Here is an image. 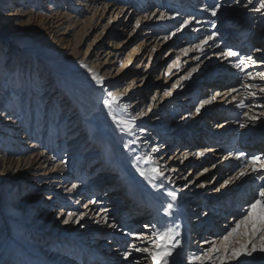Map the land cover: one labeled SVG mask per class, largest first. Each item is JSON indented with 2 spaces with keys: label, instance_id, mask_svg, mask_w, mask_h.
<instances>
[{
  "label": "rangeland",
  "instance_id": "obj_1",
  "mask_svg": "<svg viewBox=\"0 0 264 264\" xmlns=\"http://www.w3.org/2000/svg\"><path fill=\"white\" fill-rule=\"evenodd\" d=\"M204 1L207 2L206 0H191V2L185 0L179 2L178 0H28L23 9V2H17L16 4L19 5H9L4 9L6 16L11 14L10 11L16 10L18 17L11 16L3 20L5 29L2 26L4 34L0 37V94L5 87L17 88L18 94L14 99L12 95L6 98L0 95V264H150L146 261H152L148 254L137 255L132 248V245L138 241L132 239L137 233L135 227L138 228L144 224L139 223L137 226V223L130 222L132 226L117 225L119 231L130 232L131 238L124 239L115 237L118 232L108 235L102 228V224L109 226L114 223L116 215L111 214L106 207L108 199H100V193L97 192V194L94 191L95 188H100V184L93 183V180L102 172V169L98 171L100 159L95 160L92 154L98 147L90 146L86 149L84 146L86 139L83 138L87 134L84 132L85 129L80 133H73L72 128L84 120L76 115L74 105L76 102L71 100L72 102L68 103L70 99H73L71 92L66 87H61L56 78L60 63L71 64L76 52H80L77 56L79 60L71 65L72 74L80 71L83 74L79 75V79L89 78L93 81H95L92 78L93 74L102 77L104 86L107 85L103 87L105 98L111 97L108 93L117 95L119 100H122L121 104H125L126 116L134 111L137 116L140 113H146L142 121L163 120L164 130L167 132L175 126L177 128L176 123H180L182 127L188 126L196 117L190 128H184L177 135L187 131L192 132L195 127L201 126L199 131L190 133V138L198 139L201 135V139L207 138L210 143L201 147V151L205 152L201 158L198 155L200 150H197L196 145L194 146L192 153L195 154L194 158H198L197 161H193L194 158H189V161L182 159V152L177 163L178 170L184 169L183 163L189 162V166L181 175L187 183L195 177H198L197 181L199 180L197 186L200 191L197 192L196 189L194 194L190 193L191 190H188L189 193L188 191L181 193L183 196H193L197 199L196 205L191 207L199 210V216H193L192 211H189L192 216L189 224L191 235L197 231L194 228L196 218H203L200 219L202 222L212 219L215 223L214 217L206 216L215 212V209L210 208L218 207L214 202L222 195L229 193L228 198H232L234 193L239 192L234 201L240 199V202L234 206L233 210L239 209L238 211L242 212L247 209L259 187L264 185V178H262L264 171L252 173L250 167L245 168V164L248 163L247 158L257 155L247 156L250 153L245 151L243 157L239 153L238 146H245L249 142L253 144L259 136V134L251 135L254 124L250 117L258 116L261 111H264L260 106L264 104V101L259 100L260 95L264 94L262 90L264 89V78H262L264 67L255 68V64L246 62L241 66L243 70L236 68L237 72L230 71V75L221 69L224 61L221 52L231 49L228 43L227 46L225 45L226 49L221 48L223 41L216 37L224 21L219 24L220 26L213 22L219 19L218 17H223V13H219L220 6L215 16L210 15L212 9L207 15L204 12L200 13L198 10L203 9ZM214 1H218L222 8L235 6L228 13L239 14V7H236L239 0ZM256 3L260 6L261 1L257 0ZM74 4H83L84 7L81 5L75 7ZM178 6L179 10H172ZM32 11L35 16V25H37L35 32H41V35L46 31L48 35L44 37L49 36L50 42L47 44L59 50L54 62L50 63L44 59L40 63H35L30 59V64L33 62V65L28 66V63L25 65L22 63L24 52L14 56L16 47L25 51L24 46L20 45L21 39L15 35L20 33L22 25L29 17V12ZM172 13H176L177 16L169 17ZM246 16L247 14H242L241 17L246 18ZM252 18L250 14L246 20V27L236 32L234 38L240 39V42L249 39L252 30L248 26L252 24ZM186 21L191 23L184 27ZM178 28L181 30L178 31ZM173 32L175 36L171 35ZM165 36L169 39H164ZM55 37L58 38L56 41H54ZM80 37L81 42H79ZM209 37L213 38L208 39ZM205 39L208 41L207 44L203 43ZM42 43L36 42L31 47H39ZM197 44H202L203 53L196 50ZM236 59L238 63L239 58ZM20 63H22L21 66ZM193 68L196 70L192 71ZM212 68L213 70L209 72ZM247 73H251L254 79H249ZM222 75H227V79L226 77L221 79ZM185 76H188V79H183ZM218 82L225 85L220 87ZM204 83L208 85L206 88L203 87ZM50 84L53 85L50 86ZM140 85H143V89L138 91L137 87ZM173 85L176 86L173 87ZM249 85L254 86L249 87ZM39 88L42 89L41 92H38ZM218 89L228 94L224 97L217 96ZM233 89L235 91H232ZM55 91L60 92L57 98H54ZM213 96L215 99H211ZM164 98L167 100L163 102ZM202 99H208L209 102L204 104L197 113L194 107ZM126 100L127 102L124 103ZM41 103L45 104L44 108ZM241 104L244 107H240ZM172 105L178 110L176 109L175 115L167 116L168 109ZM152 106L154 107L150 110ZM9 108H15V113L11 114ZM160 111L161 115H158ZM99 112V110L96 111V114L98 115ZM106 112H110L112 116L114 113L112 106ZM69 119H75L76 124L66 127L65 133L56 138L57 142L50 143L51 133L47 129H52L53 135H56V131L62 129L64 122ZM170 120L174 123L169 127L167 122ZM210 121H213V126L218 131L213 136L207 130ZM138 123L143 124L141 121ZM262 123H264V117L259 124ZM137 128L138 131L134 134L143 136L141 135L142 127L139 125ZM154 128L156 129V126ZM221 128L222 131H219ZM155 132L158 134L148 137L147 146L154 145L158 135L166 136L167 140L170 139L168 133L163 130ZM223 133L226 138H223ZM220 144H223V149L228 152L218 153L220 156L215 157L214 153L209 154L211 147ZM180 145L183 144L178 142L172 150L176 151ZM184 148L180 146V150ZM175 151L164 153L167 154L165 158L169 168L170 161L176 156ZM99 152L102 153V151ZM230 152L235 153V160L229 158L223 165L224 159ZM91 158L95 161L90 162L97 161L95 166L90 165ZM232 165H234L233 168H231ZM93 167H96V170L90 171ZM241 169H244L246 173L243 176L239 175ZM120 176H126V173ZM229 177L233 179L229 180ZM112 178L114 176L109 177L108 180ZM225 180H229L228 184L223 183ZM130 182L133 187L141 188V193L147 197L144 189L131 176ZM239 183H241L240 186H238ZM9 184L13 185L11 193L14 191L12 197L14 204L12 202L10 205V194H2L4 187ZM126 184L125 182L124 185ZM221 185H227L224 188L225 190L229 188L228 191L220 194L219 192L223 190L220 189L223 187ZM111 190L120 189L113 185ZM213 191L215 193L219 191L216 198L206 196ZM184 202L187 203V201ZM69 213L73 214L71 218ZM217 214L221 220L225 217L223 212ZM233 216L238 217L239 214ZM231 217L232 214L226 216L223 223L232 222L229 219ZM65 219H69V223L65 224L63 222ZM76 220H79V223H76ZM210 228H214V224L211 223L209 230ZM216 239V245L220 246L219 238ZM193 242L194 237L189 235L188 244L184 249L187 257L190 251L200 255L208 249L202 247L201 250H204L198 252ZM126 251L131 252L128 259H125L123 255ZM244 259V255L239 257L240 264H243ZM161 262L160 260L159 264ZM181 262V264L187 262L186 255ZM173 264H180V262L178 263L176 258Z\"/></svg>",
  "mask_w": 264,
  "mask_h": 264
},
{
  "label": "bare ground",
  "instance_id": "obj_2",
  "mask_svg": "<svg viewBox=\"0 0 264 264\" xmlns=\"http://www.w3.org/2000/svg\"><path fill=\"white\" fill-rule=\"evenodd\" d=\"M27 1L28 0H18V1L17 0H0V37H3V34H4V31H2L3 20H5V18H9L11 16L12 17H18L17 16L18 12L16 10L10 11L11 14L6 16L4 9L9 7V5H13V6L19 5V4H16L17 2H23V5H24V6H22V9H23V7H26ZM179 1L180 0H178V2ZM185 1L191 2V0H185ZM200 1H203V0H200ZM206 1L207 2L204 1V5L202 4L203 9L202 10L200 9L198 11L200 13L204 12L207 15L210 13L211 9L213 10L217 5H219V2L218 1L215 2L214 0H210L209 2H208V0H206ZM256 1L257 0H252V2L249 3L248 0H239L238 1L239 4L236 6V7H239V10H238L239 14L238 15H236L235 12L234 13H232V12L228 13V11H230L235 6L222 8V6L220 4L219 6L221 8H220L219 13L222 12L223 17L220 16L221 17L220 18L217 16L219 19H216L215 22H213V23H216L217 25H219V24H221L222 21H224L223 22L224 24L222 23V27L220 28L219 32L216 34V37H218L220 40L223 41L221 44V48L226 49V46L228 43V46L231 49V51L238 52L240 54V56L247 57V56H253L254 55V57H252V60L255 61V63H253V64L256 65L255 68L260 69V68L264 67V9L257 11L256 9H260V6H258ZM259 1H261V3H262L263 0H259ZM74 2L76 3V1H74ZM74 5H75V7H80L81 4H74ZM82 5H81V7H84ZM187 7L189 8L190 6H187ZM175 9L179 10L180 7L178 6V8H172V10H175ZM242 14H247L246 18L241 17ZM250 14H252V17H253L252 21L253 22L248 27L252 30V34L248 40H246L244 42H240V39L234 38L235 34H236V32H238V31L242 30L244 27H246V20ZM210 15H212V14L210 13ZM28 16H29L28 19L22 25L23 28L21 29L20 33L19 34L17 33L18 35L17 34L15 35V36L19 37V39H21L20 45L24 46L23 48L25 51L20 50L16 47L15 48L16 53L14 54V56L18 55L19 53L21 54V52H24V55H23L24 59H23L22 63L24 65L26 63H28V66L33 65V62L30 64V59L34 60L35 63H40V61L41 60L44 61V59L50 63L54 62L55 56L58 54L59 50H57L51 44H49V45L47 44L49 42V36L44 37L45 35H48V33L46 31L44 34H41V35H40L41 32L40 33L35 32V28H36L35 26H37V25H35V19H34L35 16L33 14V11L29 12ZM166 16H168V15H166ZM171 16L175 17V16H177V14L172 13V14H170L169 17H171ZM254 21H256V22H254ZM205 22H202V23H205ZM253 25H255V27H253ZM3 28L5 29V26H3ZM223 35L224 36L227 35V36L224 37ZM22 37H24V38H22ZM25 37H27V38H25ZM223 37H224V39H223ZM57 39L58 38L55 37L54 41H56ZM81 39L82 38L80 37L79 42H81ZM36 42H43V43L39 47L36 46V47L32 48L31 46H34V44H36ZM90 48H89V50H90ZM257 49H259L260 51H257ZM79 54H80V52H76L75 56L72 58L73 61H71V64H64L63 63V65H62V63H60L61 65L57 68V71L59 74H57L56 78H57L58 82H60L61 87H66L71 92V96L73 99H70L68 101V103L71 100L72 101L74 100V102H76V104L74 103L76 115H78L79 117H82L84 120V121H82L81 124L72 128L74 131L73 133H80L82 130L85 129L84 132L87 134L85 136H83V138L86 139V141H84L85 142L84 146L86 147V149H87V147H90V146L98 147L95 151H93L92 154L95 157V160L100 159L101 163L99 164L100 168H98L99 169L98 171H101V169H102V172H101V174L96 175L95 180H93V183H97V184L99 183L100 184V185L98 184L100 186V188H95L94 191H95V193H97V192L100 193V199H103V198L108 199L106 207L109 208V211L111 214L114 213V215H116V213H117V215L115 216L114 223L110 224V225H115V227H110L106 224H102V228L106 230V233L108 235H114L115 233L118 232V234L115 236L118 239L131 238L130 232H124L123 233V232L119 231L118 226H117V222H115L116 220L119 219V217L121 215L120 214L121 211L125 210L127 213L126 218L127 217L132 218V220H130L131 223H133V224L137 223V226L139 223L144 224L143 226H140L138 228L135 227L137 233H135L134 236L132 237V239L138 240L134 244L140 248L149 247L150 241L153 240V238L156 236V234L158 232H166L169 228H172L174 231H177L179 233V235L176 237V239L180 242V246L173 250L172 256L167 257L169 264H173V260L176 258H177L178 263L180 262V264H181L182 263L181 259L185 255H186L187 262L184 264H189V261L192 259V257L199 255V253L190 251L189 257H187V254L185 253L184 249H185L186 245L188 244L187 243V240H188L187 234L189 233V231L186 232L185 230H183L179 227L180 224L178 223L179 220L177 219L176 211L183 214V213H189V211L191 210L193 216L197 217V215L199 216V212H198L199 210L191 207L193 205H196V203H197V201H195V200H197V199H195L196 197L183 196V195L181 197H179L177 194H179V192H181V193L186 192L187 193L188 190H191L190 191L191 194H194V190H196V189H197V192L200 191L199 186H197V183L199 180L197 181L196 179H198V177H195L194 179L192 178L193 180H190V182L187 183L186 180L182 178V176H181L182 172H183V170H185V168L187 166H189V162L186 164L183 163L184 169L182 168V169L177 170L176 168H177V163L180 160L179 156L182 152H183L182 159H185L187 161L189 158H194L195 154H193L192 152L194 150L193 148L195 145L197 146V150H200L198 152V155H199V158H201L203 156V154L205 153V152L201 151V147H204L205 145L210 144L209 141H207L208 139L207 138L201 139V135L198 139L197 138H194V139L190 138V135H191L190 133H194L196 131H199L201 126L195 127L194 131H192V132L191 131L190 132L187 131L186 133L183 132L179 136H177L179 131L183 130L184 128H190L191 125L195 122L196 117H194L193 121L190 122L188 124V126L182 127V125L180 123H176V125L178 127L176 128V126H175L174 128H172L171 131L167 132L164 130L165 125H163V120L162 121H154V122H153V120L142 121L141 119L146 117V115H147L146 113H142V114L140 113V115L137 116V115H135V111H134V112H131L130 114H128L126 116L125 115L126 111L124 109L125 104H121L122 100L121 101L119 100V103L117 104V103L112 102V97L107 96L109 99L105 98L106 97L105 91H103V90H105L104 88L107 87V85H105L104 88H101L100 85H98L95 81H93L89 78L79 79L78 78L79 75L83 74V72H80V71H77L74 74H72L73 68L71 65L77 63V61L79 60V58H77V56ZM27 57H28V59H27ZM236 58H238V57L229 56L227 59H225V57L223 58L225 62L223 61L221 69H223L227 73V75L231 74L230 71H233V73L237 72L236 67H235V64L237 63ZM260 61H262V63L259 64L258 62H260ZM22 63H20L19 65L21 66ZM212 70H213V68L209 72H211ZM242 72H239V73L242 74ZM226 76L222 75L220 78L222 79V78H225ZM29 77L32 80V77L31 76H29ZM225 79H227V77ZM157 80H158V78H157ZM218 84L220 85V87L225 85V84L220 83V82H218ZM51 85H53V84H50V86ZM207 86L208 85H206L204 83L203 87L206 88ZM137 89H138V91L142 90L143 85L138 86ZM12 90H13V93H12ZM41 91H42V89L39 88L38 92H41ZM223 91L224 90L221 91L220 89H218L216 91L217 96L219 95L220 97H224L228 94V92L224 91V93H223ZM197 92H198V90H197ZM16 94H18L17 88L10 89V88L5 87L0 95L3 98H6L8 95L9 96L12 95L13 96L12 98L14 99ZM55 94L56 95L54 96V98H57V95L60 94V92L58 93L57 91H55ZM116 97H117V95H116ZM105 100L109 101L111 106H112V110L114 112L112 114L113 117L115 116L117 119H122L124 121L134 122L135 127L133 128V131L131 134L125 130H122V126L120 124L116 123V121L114 119H111L109 116H107L108 113L106 112V109L104 108V106H99L100 112L98 115L96 114L95 109H92L93 106L94 107L98 106V103L100 101L104 103ZM165 100H167V98H164L163 102ZM259 100L264 101V94L260 95ZM126 102H127V100L124 103H126ZM173 104H175V103H173ZM41 105L43 106L45 104L41 103ZM68 105L69 104H67V106ZM71 105H73V104H71ZM104 105H106V104L104 103ZM262 105H264V104H262ZM153 107L154 106H152L150 108V110H152ZM43 108H44V106H43ZM10 109L11 108H9V110ZM54 109H55V106H54ZM176 109L178 110L177 107H174L173 105L170 106L168 109L167 116L175 115ZM263 109H264V107H263ZM52 110H53V108H52ZM14 111H15V108L14 109L12 108L10 110V113L11 114L15 113ZM158 115H161V111H160V114L158 113ZM15 117H17V115ZM253 117H255L256 119H254L252 121V124H254V129H253V133L251 135H258L259 134V136H257V139L253 144H252V142H249V144H247L245 146H238V148H240L239 153L244 154L246 151V152L250 153V154H247V156L255 154L257 156H260L261 161H263V159H264V123H262V124H259V123H261L262 118L264 117V111H261L258 116H253ZM165 120H167V118ZM51 121L53 122L52 119H51ZM140 121L143 122V124H139L138 122H140ZM167 123H168L167 125L170 127L174 123V121L170 120ZM73 124H76L75 119H69L68 121L64 122L62 129L60 128L58 131H56V135H53L52 129L51 130L47 129V131L49 133H51L50 143L54 144V142H57L56 138L61 136L63 133H65L66 127L71 126ZM144 124H148V126H144ZM139 125H140V127H142L141 135H143L140 137H139V135L134 134L136 131H138L137 127H139ZM155 126H156V129L154 128ZM146 127L147 128L149 127L150 129L148 130ZM169 127H168V129H169ZM156 130H163L165 133H168V136L170 137V139L167 140L166 136L161 137L158 135V138L155 141L154 145L147 146L148 145L147 140L149 139L148 137L158 134L157 132H155ZM207 130H209V133L212 136L214 134H216V132H218V131H216L215 126H213V121L212 122L210 121L208 123ZM152 131H153V133H151ZM219 131H222V128ZM222 136H223V138H226V135L224 133ZM248 138H250V137H248ZM185 139H186V141H184ZM145 141H146V143H145ZM175 141L177 143L180 142L181 144L185 145L186 146L185 148L183 145H180L184 148V150H180V146L178 148H176L177 149L176 151L172 150L173 147L177 146V143ZM93 142H95V143L93 144ZM148 142H149V140H148ZM223 148H224L223 144L211 147L209 154L214 153L215 154L214 157H215V156H220V155H218V153L228 152V150L226 151ZM99 151H102V153ZM174 151L176 152V156L173 158V160L170 161L171 167L169 168V166H167V164H166L167 160L165 157L169 152L173 153ZM159 153H162V154L167 153V154H164L161 156V154H159ZM228 154L229 155L224 159L225 162L223 163V165L227 163L226 161L229 158H231V159L236 158L235 153L233 154L230 152ZM177 158H178V160H177ZM91 160H93V159L91 158L89 160V162ZM95 160H93V161H95ZM194 160L197 161L198 158L195 157L193 159V161ZM95 163H97V161L96 162H90V165L95 166ZM193 165H195V164H193ZM234 165H235V163H234ZM234 165H232L231 168H233ZM88 167H89V164H88ZM154 167L158 168L161 172H163V176H157L155 179H152L151 178L152 177V169ZM107 168H109V169H107ZM103 169H105V170H103ZM173 169H175V170L173 171ZM92 170L95 171L96 167H93L90 171H92ZM226 170H228V169H226ZM191 171H192V169H191ZM141 172H144L145 175H141ZM125 173H126V176H123V175H125ZM120 175H122L123 177H121ZM129 175L135 180V182L139 186H141L144 189L145 195L147 197L143 196V194L141 193V188L137 189V188L133 187V185L130 182V176ZM112 176H114V178H112L114 180H112V179L108 180V178L109 177L111 178ZM125 182L127 183L126 185H124ZM240 184L241 183H239L238 186H240ZM113 185H116L117 187H119L120 190H118V191L111 190V189H113ZM230 185H232V182H230ZM11 186H13V185H10V184L6 185L4 187V191H2L3 195H5V194L9 195L10 194L9 205L14 201L12 198L14 191L11 193V190H12ZM226 186L220 187V189H223V190H221L220 192L218 191V192L220 194L227 192L229 188L225 190ZM160 187H164L166 193L173 191V190L176 191L177 199L175 201H173L171 199V197L167 198L166 196H164L162 194V192L159 190ZM218 192L215 193V191H213L212 193L206 194V196L216 198L218 195ZM188 193H189V191H188ZM238 193L239 192L234 193L232 198L231 197L228 198L227 195H229V193H227L225 195H222L216 202H214V204H216L218 207L217 208L211 207L210 209H213V210L215 209V212L210 214V215L207 214V216H206V217H214L215 223L212 222V224H214V228H210V230H209L210 223L207 222L206 225L205 224L202 225V228L193 234V237H194L193 245H196V249L198 252H201L204 250V249L201 250L202 247L209 248L211 246V244L208 243L209 240L214 241L216 243V241H217L216 238L221 237L223 234H225L226 231H229L231 229V226H235V223L239 219V216L243 214V212L238 211L239 209L237 211L233 210L234 206L238 205L240 202V199L237 201L236 200L234 201V199H236V197H237L236 195ZM119 195H121V196H119ZM222 198H224V199L222 200ZM183 201H187L188 204L185 206ZM223 201H225V202H223ZM234 202H236V204H233ZM169 203H171L173 205V207L171 209L167 208V205ZM13 204H14V202H13ZM221 205H224V206L221 207ZM136 206H143L144 209L143 210H140V209L135 210V208H137ZM122 208H123V210H121ZM162 208L165 209V220L163 218V215L161 214ZM152 210H155L156 212H158L160 210V212H159L160 214L158 216H154ZM221 212H223L225 214V217L232 214V217L229 218V219H231L230 221H232V222H229V224L227 222L223 223L225 217L223 218V220H221L219 217V214H217V213H221ZM189 214H191V213H189ZM235 214H239V216L238 217L233 216ZM200 219H203V218L198 217L195 219L196 220L195 222H197V223L200 221L202 222V220H200ZM203 223H204V221H203ZM130 226H132V225H130ZM177 226H178V228H177ZM137 236L142 237V239H137ZM199 239H202V240L199 241ZM242 242H244L243 238H240L236 242L235 246L239 247V244ZM156 243L159 244L160 241L157 240ZM218 243H221L220 246H222L223 242L219 239ZM115 245H116V243L114 244V246ZM192 249H194V247ZM136 254L141 255V254H147V253L136 252ZM213 255H215V254H213ZM161 261H162L161 264H163L162 259H161ZM146 262L147 263L149 262L150 264H154L151 260L146 261ZM206 264H211V262H206ZM216 264H218V261L216 262ZM226 264H240V261L238 258V259L230 260V262H227ZM243 264H264V254L257 252V253H254L253 256H251V257L245 256Z\"/></svg>",
  "mask_w": 264,
  "mask_h": 264
},
{
  "label": "snow or ice",
  "instance_id": "obj_3",
  "mask_svg": "<svg viewBox=\"0 0 264 264\" xmlns=\"http://www.w3.org/2000/svg\"><path fill=\"white\" fill-rule=\"evenodd\" d=\"M248 2L251 3L252 0H248ZM218 7L219 5H217L216 8L211 11V14L213 16L217 14ZM261 9H264V2L260 4V9L256 10L259 11ZM190 23L191 21H186L184 22L183 26L187 27ZM137 26H139V21H137ZM177 30L179 31L181 29L178 28ZM171 35L175 36V32H173ZM212 38L213 37H209L208 39ZM164 39H169V37L165 36ZM207 42V39L203 41L204 44H207ZM196 50L203 53L204 48L202 44H197ZM257 51L260 50L257 49ZM185 54H187V50H185ZM221 55H223L225 59H227L229 56L238 57L239 62L235 64V67L241 70H243L241 66L246 62L255 63V61L252 60L251 56L243 57L240 56V54L236 51H222ZM196 59H199V57H196ZM195 70L196 69L194 68L192 69V71ZM190 74L191 73H189V75ZM247 75L249 76V79H254L251 73H247ZM92 78L98 85H100L102 88L104 87V81L102 77L93 74ZM262 78H264V76H262ZM183 79H188V76L183 77ZM175 86L176 85H173V87ZM253 86L254 85H249V87ZM165 91L167 92V90ZM232 91H235V89H233ZM108 95L112 97L113 103H119V98L113 95V93H108ZM153 99H155V97H153ZM211 99H215V96H213ZM208 102V99L199 100L195 105L194 110L199 113L204 104ZM104 103L111 107L109 101L105 100ZM261 106L264 107V105ZM240 107H244V105L241 104ZM113 119L116 121V123L122 126V130H125L130 134L132 133L133 128L135 127L134 122L117 119L115 116L113 117ZM250 119L254 120L256 118L250 117ZM241 156H244V154L241 153ZM247 160L248 163L245 164V168L250 167L252 173H260L261 171H264V161H261V158L259 156H251L248 157ZM174 170L175 169H173V171ZM245 174L246 173L244 169H241L239 175L243 176ZM141 175H145V173L141 172ZM157 176H163V172L154 167L152 169L151 178L155 179ZM231 179H233V177H229V180ZM229 180H225L223 183L227 184ZM168 196L171 197L173 201L177 199L175 191L168 192ZM93 203H95V201H93ZM172 207L173 205L171 203L167 205L168 209H171ZM242 212L243 214L236 221L235 226L231 227L229 231H226L225 234L219 237V239L223 242L222 246H217L214 241L208 242L211 244V247L206 249L200 255L193 256L189 261V264H206V262L216 264L217 261H219V264H226V261L238 259L242 255L251 257L254 253L257 252L264 254V185L259 187L258 191L254 195V198L249 202L247 209L242 210ZM72 215V213H69V218H71ZM63 222L67 224L69 223V219H65ZM75 222L79 223V220H76ZM105 222H107V218H105ZM109 226L115 227V225ZM178 235L179 233L177 231L169 228L166 232H158L153 240L150 241L149 247L140 248L133 244L132 248L136 252L147 253L151 257L154 264H159V261L161 259L163 260V264H169L167 257L172 256L173 250L180 246V242L176 239ZM240 238H243L244 242L240 243L239 247H236V242ZM137 239H142V237L137 236ZM157 240L160 241L159 244L156 243ZM123 255L125 259H128V257L131 256V252L126 251Z\"/></svg>",
  "mask_w": 264,
  "mask_h": 264
}]
</instances>
